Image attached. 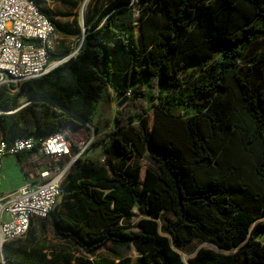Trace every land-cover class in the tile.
<instances>
[{"label":"trees","instance_id":"trees-1","mask_svg":"<svg viewBox=\"0 0 264 264\" xmlns=\"http://www.w3.org/2000/svg\"><path fill=\"white\" fill-rule=\"evenodd\" d=\"M35 1L56 35L74 34ZM83 2L62 0L72 11ZM134 2L90 0L79 52L20 85L18 95L39 100L0 114V140L36 141L17 155L21 165L69 126L92 128L104 158L79 157L61 201L36 221L41 229L33 224L5 243V264L47 262L45 221L88 256L74 264L133 244L143 264H184L175 248L195 239L220 252L201 248L190 264H264V51L245 59L248 46L264 39V0H138L141 43ZM70 52L51 53L49 62ZM128 94L104 130L102 104ZM0 108H19L3 86ZM136 212L138 234L129 225ZM163 213L174 220L160 227Z\"/></svg>","mask_w":264,"mask_h":264},{"label":"built area","instance_id":"built-area-1","mask_svg":"<svg viewBox=\"0 0 264 264\" xmlns=\"http://www.w3.org/2000/svg\"><path fill=\"white\" fill-rule=\"evenodd\" d=\"M55 41L54 26L35 0H0V86H18L47 75L55 65L49 62ZM36 145L32 137L16 139L11 146L0 140V173L5 159L33 151ZM83 151L64 134L49 136L32 158L50 164L16 191L0 192V264H5V243L24 237L36 221L50 216L68 171Z\"/></svg>","mask_w":264,"mask_h":264},{"label":"rangeland","instance_id":"rangeland-1","mask_svg":"<svg viewBox=\"0 0 264 264\" xmlns=\"http://www.w3.org/2000/svg\"><path fill=\"white\" fill-rule=\"evenodd\" d=\"M83 3L80 4L76 15L73 17V15H67L62 14L61 15V21L68 25L69 27H75V29L72 31L74 34L71 35L73 39L71 40H64L59 39L55 41L56 43V53H59L60 50H70V54H77L81 48L82 45V39L83 35L87 34L85 23H86V12H87V6L85 10L83 11L82 8ZM51 6H53L51 4ZM53 8L58 11V6L55 5ZM134 14H135V21H136V31L138 39L141 43L142 36H141V29H140V9H139V2L138 0H135L134 2ZM240 44H234V45H226L225 47H233L236 48ZM264 51V39H258L257 41L251 43L247 48V54H246V61L249 62L250 58L258 53H261ZM56 64L55 62H52ZM20 85L15 86L14 88L10 86H3V88L9 89L10 93L12 95L18 96V105L21 106L25 103H27L29 100L33 99L32 95L30 93H24L22 95H18ZM131 95L128 94L127 97L129 99ZM124 106V105H123ZM122 106V107H123ZM121 107V108H122ZM120 108V109H121ZM119 110L118 103L116 101H111L110 98H107L104 103L101 106L100 112L102 115L103 121V129H110L113 127L114 124V117L116 111ZM2 111H4L2 108H0V114H3ZM149 125L150 128H152L153 122H154V111L151 110L149 112ZM2 131L0 130V138H1ZM64 135L71 144L79 151L84 149L81 156L82 157H95L101 160V162H104V158L102 155V148L100 145L93 146L94 145V139H95V132L90 127H73L69 126L64 130ZM50 164V163H49ZM48 163L44 164L41 160H39L37 163H33L28 166L25 173L29 172H39L42 169H44ZM53 165V164H52ZM143 165V173L142 177L146 171V168L148 167L149 163L148 161L142 162ZM21 181V174L18 169V167H8L5 171V173H0V191L7 190L10 188H15L19 182ZM142 219V216H140L137 212L135 213L134 219L131 221L130 228L131 231L134 234H138L140 232V228L138 226L139 221ZM174 217L168 213H163L162 215V221H159L160 227L162 226L163 221H173ZM34 228L37 229L39 227V223L35 222L33 225ZM161 234L164 235V233L161 230ZM41 238L44 239L47 243V253H48V259L45 264H74L78 259H84L88 256L80 252L77 248L74 246H71L69 243L65 241H58L53 237V234L51 232V228L49 226V222L45 221L44 226L42 228V234ZM260 239L262 237L259 236ZM212 249L217 252H220L218 249H216L214 246L202 243L200 240L195 239L191 243H189L187 246H185L183 249L179 250L176 249V252H178L184 262V264H190L189 260L193 258L199 249ZM225 254H232L235 253V251L230 252H224ZM120 255L122 257V260L119 263H115L116 257ZM90 260L94 264H143L142 257L136 252L135 244H133L130 251H126L123 249H119L117 251L114 250V248L109 245L106 249L100 250L97 252L93 257H90Z\"/></svg>","mask_w":264,"mask_h":264},{"label":"crops","instance_id":"crops-1","mask_svg":"<svg viewBox=\"0 0 264 264\" xmlns=\"http://www.w3.org/2000/svg\"><path fill=\"white\" fill-rule=\"evenodd\" d=\"M39 1V5H41L42 7L46 8V9H49L50 11H52V13L55 15V18L56 20H58L64 27L68 28L69 31H73L75 29V27H69L68 25H65L60 19H61V15L62 14H67V15H73V17L76 15V11H72L70 10L68 7H66L63 3H62V0H38ZM51 4L53 6L57 5L59 8H58V11H56L53 6H51ZM74 32V31H73ZM60 37V39H64V40H71L73 39L71 35L69 36H65L63 34H57L56 35V40H58ZM64 50H60V52H63ZM55 52H56V47H55ZM32 95V94H31ZM32 100V99H31ZM111 101H115L114 99H111ZM30 101V100H29ZM28 101V102H29ZM33 156H31L30 158H28L22 165L19 163L17 157H9L7 159H5L4 163H3V169H2V172L5 173L6 169L8 167H18L19 171H20V174H21V181L19 182V184L15 187V188H10V189H7V190H2L0 191L3 195H8L14 191H16L19 187H21L26 181H31L32 179L35 178L36 174L35 172H29L28 174L25 173L28 168L29 165L33 164V163H37L38 161H34ZM23 167V169H22ZM61 201V200H59ZM50 226V224H49ZM51 228V226H50ZM41 229V225H39V227H37V230H40ZM51 232H52V229H51ZM54 237V236H53ZM55 239H57L56 237H54ZM58 241H62L63 240H59L57 239ZM121 261V259H115V263H119Z\"/></svg>","mask_w":264,"mask_h":264},{"label":"water","instance_id":"water-1","mask_svg":"<svg viewBox=\"0 0 264 264\" xmlns=\"http://www.w3.org/2000/svg\"><path fill=\"white\" fill-rule=\"evenodd\" d=\"M89 2H90V0H84L83 5H82V8H83V6H84L85 4H87V6H88ZM85 36H86V34L83 35L82 42H83ZM75 55H76L75 53H73V54H69V55H68L66 58H64L63 60L56 62V64L54 65V68H56L57 66H59V65H61V64H63V63H65V62H67L68 60H70L71 58H73ZM54 68H53V69H54ZM36 100H39V99H32V100H30L29 102H27V103H25V104L19 106V108L16 109V110H14V111H11V112H9V111H2V113H3V114H11V113L17 112L18 110L22 109L23 107H25V106L28 105L29 103H31V102H33V101H36ZM127 101H128V97H127V96H126V97H123V99H122L120 102H118L119 109H120V108H121V107H122ZM81 122H83L85 125H87V123H85L83 120H81ZM87 126H88V125H87ZM88 127H89V126H88Z\"/></svg>","mask_w":264,"mask_h":264},{"label":"bare ground","instance_id":"bare-ground-1","mask_svg":"<svg viewBox=\"0 0 264 264\" xmlns=\"http://www.w3.org/2000/svg\"><path fill=\"white\" fill-rule=\"evenodd\" d=\"M86 6H87V4H85V5L83 6V11L85 10Z\"/></svg>","mask_w":264,"mask_h":264}]
</instances>
